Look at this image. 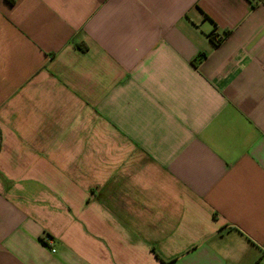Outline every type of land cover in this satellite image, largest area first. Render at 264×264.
I'll list each match as a JSON object with an SVG mask.
<instances>
[{"label": "crops", "instance_id": "0c3cea01", "mask_svg": "<svg viewBox=\"0 0 264 264\" xmlns=\"http://www.w3.org/2000/svg\"><path fill=\"white\" fill-rule=\"evenodd\" d=\"M0 264H264V0H0Z\"/></svg>", "mask_w": 264, "mask_h": 264}, {"label": "trees", "instance_id": "16d2710c", "mask_svg": "<svg viewBox=\"0 0 264 264\" xmlns=\"http://www.w3.org/2000/svg\"><path fill=\"white\" fill-rule=\"evenodd\" d=\"M10 2H13V0H10ZM209 35H210V38L212 39V41L214 43H217L218 42V39L217 40L215 39V35L213 33H210Z\"/></svg>", "mask_w": 264, "mask_h": 264}, {"label": "built area", "instance_id": "2783aa9c", "mask_svg": "<svg viewBox=\"0 0 264 264\" xmlns=\"http://www.w3.org/2000/svg\"><path fill=\"white\" fill-rule=\"evenodd\" d=\"M52 251H54V250H52Z\"/></svg>", "mask_w": 264, "mask_h": 264}]
</instances>
